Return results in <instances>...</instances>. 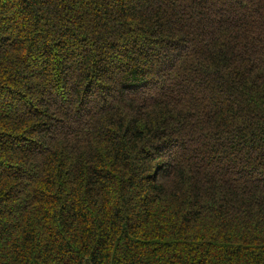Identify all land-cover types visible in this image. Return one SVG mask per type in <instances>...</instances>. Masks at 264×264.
Listing matches in <instances>:
<instances>
[{"label": "trees", "instance_id": "16d2710c", "mask_svg": "<svg viewBox=\"0 0 264 264\" xmlns=\"http://www.w3.org/2000/svg\"><path fill=\"white\" fill-rule=\"evenodd\" d=\"M0 264H264V0H0Z\"/></svg>", "mask_w": 264, "mask_h": 264}]
</instances>
